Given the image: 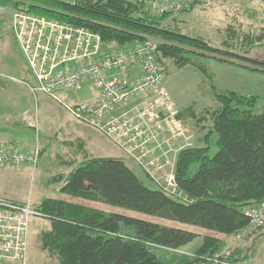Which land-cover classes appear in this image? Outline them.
Returning a JSON list of instances; mask_svg holds the SVG:
<instances>
[{
	"label": "trees",
	"instance_id": "1",
	"mask_svg": "<svg viewBox=\"0 0 264 264\" xmlns=\"http://www.w3.org/2000/svg\"><path fill=\"white\" fill-rule=\"evenodd\" d=\"M200 3L197 0L186 12ZM0 5L8 12L22 9L99 32L107 50L157 40L156 53L166 77L167 61L183 68L191 64L193 55L231 63L241 60L257 66L248 69L264 72V61L246 55L264 41V32L259 34L256 27L245 29L236 19L222 29V47H215L202 37L168 27L165 22L172 13L145 14L138 0H79L75 5L56 0H0ZM202 71L207 69L202 67ZM214 94L219 105L213 114V129L201 143L178 153L173 194L158 188L151 178L139 177L118 157L85 158L65 179L56 175L52 182H61V192L76 198L192 224L221 236L240 233L250 223L246 209L264 202V111L253 112L255 96L236 91ZM191 108L180 110V116ZM127 160L141 169L133 159ZM33 206L51 221V228L42 230L38 239L45 256L56 258L58 264H190L226 248L227 241L221 236L205 235L193 251L195 257L180 254L179 261L172 258L164 263L153 246L180 250L199 234L57 197H45ZM228 248L230 259L240 263L235 250Z\"/></svg>",
	"mask_w": 264,
	"mask_h": 264
},
{
	"label": "built area",
	"instance_id": "2",
	"mask_svg": "<svg viewBox=\"0 0 264 264\" xmlns=\"http://www.w3.org/2000/svg\"><path fill=\"white\" fill-rule=\"evenodd\" d=\"M75 5L79 0H56ZM154 16L186 12L197 0H138ZM10 25L26 59L34 95L52 99L66 90L78 91L92 82L100 91L91 103L66 105L72 118L104 134L137 163L158 188L173 194L178 153L195 145L193 128L165 87V66L157 57V42L149 39L125 49H104L102 36L86 27L47 18L22 9H10ZM140 69L141 76L122 77ZM40 147L27 152L21 145L0 148V166L38 162ZM164 180L165 182H163ZM249 225L241 231L264 235V202L247 208ZM43 214L29 202L0 198V264H27L31 218ZM228 247L190 264H244L230 259ZM193 257L196 255L193 253Z\"/></svg>",
	"mask_w": 264,
	"mask_h": 264
},
{
	"label": "crops",
	"instance_id": "3",
	"mask_svg": "<svg viewBox=\"0 0 264 264\" xmlns=\"http://www.w3.org/2000/svg\"><path fill=\"white\" fill-rule=\"evenodd\" d=\"M6 14L10 17L7 10ZM4 48L7 54L11 53L7 46L0 44V71H21L28 76L29 71L13 61V53L7 55V59L4 58ZM2 73L0 72V148L18 144L32 153L39 146L40 156L35 165L0 166V198L37 204L60 190L61 182H52L56 175L64 176L65 179L78 162L89 157L122 158L139 177H147L104 134L74 120L64 107L63 104L77 105L95 101L100 91L92 82L83 85L89 92L79 100L78 94L71 93H78L74 90L63 91L58 99H52L42 93L34 95L25 84L26 81L32 82V79ZM127 73L131 77L142 74L140 69L128 70ZM174 102L178 105L175 100ZM203 131L205 130H193V141H196L197 136L199 140L195 144L201 143L199 134ZM221 238L227 241L226 247L235 250L237 259L242 263L264 264V235L252 237L240 232ZM37 240L35 236H31L27 264H47L44 261L46 257L37 251Z\"/></svg>",
	"mask_w": 264,
	"mask_h": 264
},
{
	"label": "rangeland",
	"instance_id": "4",
	"mask_svg": "<svg viewBox=\"0 0 264 264\" xmlns=\"http://www.w3.org/2000/svg\"><path fill=\"white\" fill-rule=\"evenodd\" d=\"M254 12H256V14H254ZM145 14L149 13L145 12ZM233 19H236L237 23L245 29L250 27L259 28V34H261V32H264V0H202V3L195 6L191 12L175 13L172 18L166 20L165 23L168 27L177 29L189 36L202 37L215 47H222L224 36L222 29L232 22ZM0 44L7 46L11 51V53L7 54L5 51L6 48L3 49V56L5 59L8 58L7 55L13 53L15 56L13 61L23 67L24 70L29 71L26 59L11 30L10 17H8L2 5H0ZM246 55L264 61V41H259L258 44L250 49L249 53H246ZM210 56H214V54ZM216 56L221 57L219 55ZM169 61H167V77L163 84L167 87L172 99L174 98L178 104L176 105L173 100L176 110H183L189 106L192 107L189 109L190 114L187 112V115L185 114L184 117H186V122L191 125L195 131L199 130L201 126L204 127V130L206 129L205 131L207 132L213 129V114L219 105L215 98L214 91L222 94L236 91L240 95L255 96L258 100L253 108V112L255 114H260L264 111V72L248 69L249 67L257 66L241 60H236L233 61L234 63H231L214 57L201 55H193L191 64L183 68H178L173 62ZM202 67L207 69L206 73L202 71ZM0 72H3L2 74H12L16 77H28L33 81L30 71L28 72V76L26 74L23 75L21 71L7 72L6 70H1ZM122 77L129 80L132 79L130 73L122 75ZM86 92H89V90L84 86L81 90H78V93H71L74 95L78 94L79 100ZM193 116L194 118H192ZM205 131L199 134L201 138H203ZM197 137L195 138V142L199 141ZM142 178L144 180L146 179L144 177ZM162 181L165 182L164 180ZM49 197H57L108 212L125 214L127 216L189 230L199 234L192 243H189L187 247L180 250L172 251L153 246L152 250L156 252L160 260L164 263H169L172 258H176L179 261L181 258L180 254L192 256L194 253L193 249L197 248L202 243V239L205 235H222L217 231L192 224L161 219L143 212L103 203L97 200L76 198L60 190H56ZM50 228V219L38 216H33L31 218V234L33 237H36V240L42 230ZM35 245H37V251L46 257V259H44L45 263H58L56 258L45 256V253L40 247L39 239Z\"/></svg>",
	"mask_w": 264,
	"mask_h": 264
}]
</instances>
